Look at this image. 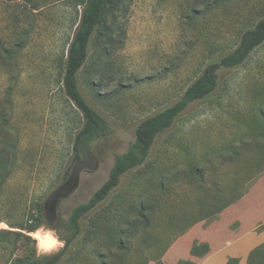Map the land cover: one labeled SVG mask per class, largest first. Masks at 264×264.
I'll return each instance as SVG.
<instances>
[{
  "label": "rangeland",
  "instance_id": "374dc122",
  "mask_svg": "<svg viewBox=\"0 0 264 264\" xmlns=\"http://www.w3.org/2000/svg\"><path fill=\"white\" fill-rule=\"evenodd\" d=\"M81 8L78 0H0V150L15 148L0 187V229H15L4 220L25 218L32 203L43 205L69 180L75 187L57 209L65 222L107 179L137 123L179 99L210 60L231 51L263 15L264 0H121L107 16L113 42L103 46L97 33L77 73L107 131L76 158L83 117L61 74ZM217 74L216 89L189 103L156 136L146 162L125 171L109 198L80 219L72 253L59 264H159L177 235L208 223L264 170V42ZM138 203L145 219L134 212ZM42 227L64 231L46 221ZM10 250L0 246V264Z\"/></svg>",
  "mask_w": 264,
  "mask_h": 264
},
{
  "label": "trees",
  "instance_id": "16d2710c",
  "mask_svg": "<svg viewBox=\"0 0 264 264\" xmlns=\"http://www.w3.org/2000/svg\"><path fill=\"white\" fill-rule=\"evenodd\" d=\"M121 0H78L82 6L79 20L75 26L71 40L68 43L61 82L65 95L81 111L83 117L82 127L76 132L74 139V153L77 158L81 146L107 131V124L103 117L82 96L78 86L77 73L88 58L90 44L93 37L101 34L104 37L103 46L111 44L110 26L107 24V16L118 6ZM264 42V13L252 27L245 29L239 36L238 43L229 52L210 60L202 69L201 73L186 87L182 95L172 104L166 106L157 113L139 121L134 130V140L129 144L126 151L115 154L107 179L91 194L85 202L78 203L72 207L65 222L57 220L55 226L63 227L64 231L60 237L64 240V247L55 253L37 254L35 242L31 233L39 229L44 223L43 205L39 201L32 203L25 218H18L15 222H8L15 229H0V246L11 247L8 256L4 257V264H59L63 258L72 253V247L80 234V219L98 208L101 202L109 198L111 191L118 185L120 176L127 170L136 168L146 162L156 136L170 127L177 115L185 107L197 100L211 94L217 86V73L221 67H235L243 63L250 53ZM105 53V51L103 52ZM264 114L263 111H261ZM0 118L5 119L3 112ZM4 150V152L2 151ZM14 146L9 149L7 145L0 150V187L14 166L12 159ZM6 153V154H5ZM15 158V156H14ZM12 161V162H11ZM259 173L250 177L249 185ZM242 189L231 200L227 201L217 210L211 213L212 219L227 205L235 202L245 192ZM1 201V197H0ZM135 214L146 218L142 204H136ZM133 210H131L132 212ZM129 212V215L130 213ZM102 213H105L102 211ZM209 216V215H208ZM105 215L103 216L104 219ZM129 216H126V220ZM207 217V216H206ZM205 217V218H206ZM115 219L108 215L107 220ZM130 219V218H129ZM133 221V220H128ZM47 222V221H46ZM54 226V227H55ZM262 227V226H261ZM113 230H117L114 228ZM57 232V230H55ZM118 231V230H117ZM58 233V232H57ZM119 242V238L116 239ZM209 251L206 243H194L191 254L202 256ZM160 255L158 261L161 263ZM238 258H229L227 264H236ZM102 264L105 262L102 260ZM175 264H197L191 260L179 259ZM247 264H264V242L256 246L249 253Z\"/></svg>",
  "mask_w": 264,
  "mask_h": 264
},
{
  "label": "crops",
  "instance_id": "0c3cea01",
  "mask_svg": "<svg viewBox=\"0 0 264 264\" xmlns=\"http://www.w3.org/2000/svg\"><path fill=\"white\" fill-rule=\"evenodd\" d=\"M256 176L247 191L214 219L198 221L177 235L162 254L160 264H175L179 259L227 264L231 257L238 258L236 264H247L251 250L264 242V170ZM200 242L206 243L209 251L202 256L191 254L193 244Z\"/></svg>",
  "mask_w": 264,
  "mask_h": 264
},
{
  "label": "clouds",
  "instance_id": "9594fccd",
  "mask_svg": "<svg viewBox=\"0 0 264 264\" xmlns=\"http://www.w3.org/2000/svg\"><path fill=\"white\" fill-rule=\"evenodd\" d=\"M31 238L35 242L37 254H47L64 247V240L53 229L42 227L31 233Z\"/></svg>",
  "mask_w": 264,
  "mask_h": 264
},
{
  "label": "water",
  "instance_id": "95a60500",
  "mask_svg": "<svg viewBox=\"0 0 264 264\" xmlns=\"http://www.w3.org/2000/svg\"><path fill=\"white\" fill-rule=\"evenodd\" d=\"M77 176H75V181ZM75 187V182L69 185V180L58 186L44 201L43 214L49 226L54 227L58 220V204L61 199L67 197Z\"/></svg>",
  "mask_w": 264,
  "mask_h": 264
}]
</instances>
